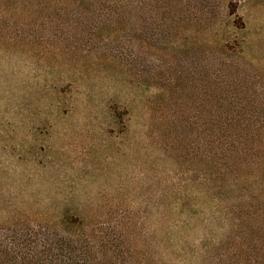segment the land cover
<instances>
[{
  "label": "rangeland",
  "instance_id": "obj_1",
  "mask_svg": "<svg viewBox=\"0 0 264 264\" xmlns=\"http://www.w3.org/2000/svg\"><path fill=\"white\" fill-rule=\"evenodd\" d=\"M240 106L264 108V0H0V235L68 212L105 264H158L161 197ZM201 222L189 243L223 239Z\"/></svg>",
  "mask_w": 264,
  "mask_h": 264
},
{
  "label": "trees",
  "instance_id": "obj_2",
  "mask_svg": "<svg viewBox=\"0 0 264 264\" xmlns=\"http://www.w3.org/2000/svg\"><path fill=\"white\" fill-rule=\"evenodd\" d=\"M228 8L236 14L235 5ZM133 13L123 11V21ZM208 111L202 132L203 184H173L161 197L160 205H170L172 214L161 216L158 225L175 233L161 247L158 264H172L166 251L174 245L179 249L176 264H264V108ZM128 114L124 109L123 115ZM199 219L209 226L219 222L223 239L216 241L209 233L204 238L209 243L201 248L189 243L187 231ZM85 222L66 212L54 224L27 223L9 238L0 235V264H105L108 254L97 255Z\"/></svg>",
  "mask_w": 264,
  "mask_h": 264
}]
</instances>
